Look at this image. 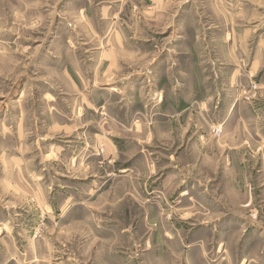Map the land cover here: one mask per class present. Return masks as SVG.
<instances>
[{
  "label": "rangeland",
  "instance_id": "1",
  "mask_svg": "<svg viewBox=\"0 0 264 264\" xmlns=\"http://www.w3.org/2000/svg\"><path fill=\"white\" fill-rule=\"evenodd\" d=\"M0 264H264V0H0Z\"/></svg>",
  "mask_w": 264,
  "mask_h": 264
},
{
  "label": "bare ground",
  "instance_id": "2",
  "mask_svg": "<svg viewBox=\"0 0 264 264\" xmlns=\"http://www.w3.org/2000/svg\"><path fill=\"white\" fill-rule=\"evenodd\" d=\"M117 90V89H116Z\"/></svg>",
  "mask_w": 264,
  "mask_h": 264
}]
</instances>
